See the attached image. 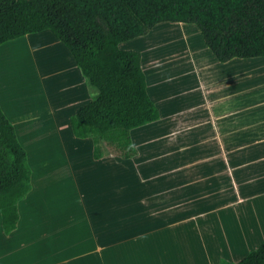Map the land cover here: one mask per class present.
<instances>
[{
	"label": "crops",
	"instance_id": "1",
	"mask_svg": "<svg viewBox=\"0 0 264 264\" xmlns=\"http://www.w3.org/2000/svg\"><path fill=\"white\" fill-rule=\"evenodd\" d=\"M193 27L159 23L148 34L119 44L141 52L148 93L160 110L158 120L132 130L138 154L131 168L105 153L95 159L93 139L74 135L70 118L91 101L92 92L70 50L52 30L0 45L2 49L25 39L27 49L47 50L33 60L39 90L15 75L12 51H0V60L11 55L5 66L15 75L7 77L0 69V105L32 169V189L19 201V222L9 234L0 211V264H120L109 263V249L120 250L109 245L112 237L121 239L116 244L130 243L122 248L130 250V261L121 264L238 262L264 243V56L220 62ZM189 78L200 95L197 114L178 108L168 112L166 100H174L177 88H184ZM152 126L160 128L162 140L178 130L186 132L185 137L195 127L215 131L197 135L206 146L189 148L183 137L173 155L162 151L177 177L172 180L171 167L165 168L163 183H157L156 173L139 165L157 146L154 137L144 139L140 133ZM225 126L231 127V134L220 129ZM45 144L48 151L43 152ZM207 144L216 149L209 150ZM60 149L71 167L73 185L71 193L59 195L55 189H61ZM98 182L105 185L102 190L115 192L118 223L125 221L121 207L128 200L131 230H116L114 236L101 230L97 235L95 230L92 248ZM104 198L108 203L107 195ZM78 218L82 222L76 226ZM82 227L86 230L79 233Z\"/></svg>",
	"mask_w": 264,
	"mask_h": 264
},
{
	"label": "trees",
	"instance_id": "2",
	"mask_svg": "<svg viewBox=\"0 0 264 264\" xmlns=\"http://www.w3.org/2000/svg\"><path fill=\"white\" fill-rule=\"evenodd\" d=\"M162 22L195 24L220 62L264 56V0H0V45L50 29L77 62L92 92L70 124L75 136L92 138L93 156L134 166L132 130L160 118L148 93L138 50L121 42L148 34ZM32 169L13 123L0 105V211L6 234L17 228L19 201L32 189ZM264 264V243L238 262Z\"/></svg>",
	"mask_w": 264,
	"mask_h": 264
},
{
	"label": "rangeland",
	"instance_id": "3",
	"mask_svg": "<svg viewBox=\"0 0 264 264\" xmlns=\"http://www.w3.org/2000/svg\"><path fill=\"white\" fill-rule=\"evenodd\" d=\"M162 23H165V22H162ZM168 23H173V22H168ZM193 26H195L193 28L200 31L199 28L195 24H193ZM25 42H26L25 39H22L15 43L10 42L7 45H5V47L0 49V51L3 50L2 52L5 51L4 53L8 51H12L11 54H14L13 58L16 62L15 70H14L16 72L15 75L18 76L20 81H23L26 84H28L29 87H31V89L39 90L38 72L33 65V60L36 55H41L47 50L44 48L35 49V50L29 49V48L27 49L26 47L23 46ZM137 42L145 43V41L143 40H138ZM8 57L5 55L4 58L0 60L1 61L0 69L3 70L2 72L4 73V75L7 73V77H11L13 74L5 66L7 62L6 60ZM11 60L12 59L10 58L8 59V61H11ZM48 70L49 69H47L46 66L43 67V73H47ZM176 92H179V93L174 96L175 97L174 100L172 101L166 100L167 111L170 112L171 110L178 108V109H182L183 110V111L181 110L182 112H187V114L189 115L192 113L197 114V111L195 109L198 107V103L200 102V95L196 91V87L194 85L193 80L189 78L187 81V84L184 85V88H177ZM43 104L44 106H48V109H50L47 102H44ZM47 113H49V111ZM167 129H172V127L167 128ZM220 129L226 135L231 134V132H229L231 131L230 126L221 127ZM160 131H161L160 128L156 126L148 127L146 130L140 131L142 138L145 139L144 136L147 137L150 134L156 140L154 144L155 146L156 145L157 146L153 149L152 154L149 155L150 158H148L147 154H144L142 159H140L139 165L141 168H146L148 170H151V173L153 174L156 173L158 179L160 180V181H157V183H163V174L165 172V168L167 170L171 167V165H169L170 163L169 156L165 157L164 153L166 152V154L167 153L169 154V152H171L173 155L174 152L180 150V145L181 143H183V137H184L183 135L186 134V132L182 134L181 131L179 130L172 131V133L170 134L171 136L168 137V140L167 139L162 140L161 137L159 136ZM214 131L215 129L210 126L199 127V128L195 127L193 130L190 131V134L184 137V143L186 142L189 148L193 147L194 149L198 148L199 146H206V143H201L200 141L196 139L197 135H200L203 133L211 134V133H214ZM207 145L209 147V150L216 149L215 144H207ZM44 146H45L43 148L44 150L42 149L43 152L48 151L46 144ZM101 146L103 147L106 155H111L112 157H114V149L112 147L107 145L104 141H102ZM162 151H165V152H162ZM63 153L64 152L60 149L59 160L62 163L61 164V169H62L61 179L62 180H59L58 182H60L61 184L60 185L61 189H55V190L60 191L59 195L61 193H64L65 191H68L69 193H71L72 191L71 187L73 185V181H72L73 179H72L71 172L69 169L71 167L66 164L65 156ZM174 167L175 166L171 167V170L173 172L172 180H174L177 177ZM109 176L112 177V174L110 173ZM47 182L51 183L50 177L47 178ZM148 183L150 184V182ZM97 184L98 185L96 187H98V189L96 191V197H94L96 204L92 206L91 223H92L93 233H92L91 240H90V245L92 248L95 247L96 245L95 244V234H94L95 230L97 232V235L101 233V231L102 233L103 231H106L109 234V236L111 235L114 236L116 230H124L125 232H130L131 230V222L127 221L129 220L127 215L131 214V206L127 203L128 200H124L123 202L125 205L121 207L123 211V215H126L124 216L125 221L122 224L118 223L116 219H117V215H120V213H117V209H116L117 199L115 196V192L112 190H107V191L104 189L102 190V188L105 187V185L101 182H98ZM113 184H115V182H113ZM101 191L103 194V198L101 196ZM106 195H107L106 201L108 203L105 202L104 196ZM81 222L82 220L78 218L77 223H75V225L78 226ZM85 230L86 228L82 227L81 229H79V233L85 232ZM108 241H109V245H112L113 247L117 245V247L118 246L120 247L119 251H117L115 248L109 249V254H108L109 263L118 262L121 264V263H124L125 261H130V258H131L130 250L128 249L126 250L124 249V251L122 250L123 247H130V243H126L124 246H122L121 244H116L118 241L120 242L121 239H116L114 237L109 238Z\"/></svg>",
	"mask_w": 264,
	"mask_h": 264
},
{
	"label": "bare ground",
	"instance_id": "4",
	"mask_svg": "<svg viewBox=\"0 0 264 264\" xmlns=\"http://www.w3.org/2000/svg\"><path fill=\"white\" fill-rule=\"evenodd\" d=\"M187 39H188V38H187ZM188 40H189V39H188ZM192 41H193V40H192ZM192 44H193V42H192ZM192 44H191V45H192ZM192 46H193V45H192ZM6 53H7V52H6ZM8 54H9V53H8ZM9 56H11V55H9Z\"/></svg>",
	"mask_w": 264,
	"mask_h": 264
}]
</instances>
